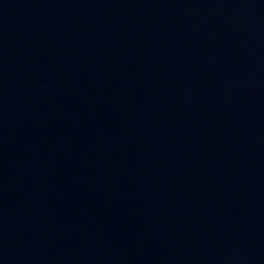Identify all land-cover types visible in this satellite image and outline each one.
Instances as JSON below:
<instances>
[{"label": "water", "instance_id": "obj_1", "mask_svg": "<svg viewBox=\"0 0 264 264\" xmlns=\"http://www.w3.org/2000/svg\"><path fill=\"white\" fill-rule=\"evenodd\" d=\"M0 264H264V0H0Z\"/></svg>", "mask_w": 264, "mask_h": 264}]
</instances>
